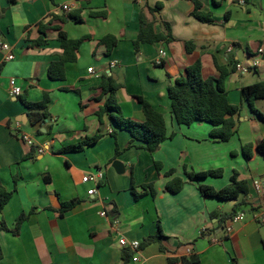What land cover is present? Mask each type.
I'll list each match as a JSON object with an SVG mask.
<instances>
[{"label":"crops","instance_id":"crops-1","mask_svg":"<svg viewBox=\"0 0 264 264\" xmlns=\"http://www.w3.org/2000/svg\"><path fill=\"white\" fill-rule=\"evenodd\" d=\"M200 1L213 13L212 24L193 18L187 0H0V43L11 45L15 56L7 61L0 51V185L14 191L0 211V225L7 228L0 233V264H124L125 257L126 264H170L194 255L200 264H264V190L256 189L264 180V156L256 151L264 140V120L243 91L264 83V55L258 67L245 73L236 68H249L264 47V0ZM158 5L162 9L153 14ZM142 13L155 17V33L164 39L137 52ZM40 24L60 28L72 40L87 37L77 61L67 64L65 80L48 76L63 55L59 31L42 37ZM107 36L118 39L111 54L102 43ZM41 39L45 44L33 46ZM190 43L194 48L188 51ZM161 51L167 55L160 64ZM197 62L204 79L220 78L219 68L228 71L225 90L239 113L227 143L211 138L210 124L183 126L172 115L168 88ZM104 76L120 85L116 96L125 118L146 121L135 97L164 115L169 138L156 153L129 148L131 134L108 116L100 123L96 113L107 101L100 91ZM12 79L23 89L18 98L10 94ZM44 94L49 117L34 123L28 106L42 102ZM254 108L264 115V99L255 100ZM24 134L33 146L22 140ZM98 134L100 139L83 150L64 151ZM247 144L254 146L250 159L242 152ZM116 162L122 174L114 169ZM215 170L222 175L198 181L187 175ZM97 171L103 173L97 185L83 183ZM235 173L248 183L247 196L226 201L201 194L200 185L222 190ZM175 178L184 187L171 194L166 187ZM74 200L75 207L60 216L62 205ZM233 212L245 213V220L228 232L221 220ZM159 226L165 238L148 242ZM122 238L139 241V253L121 247Z\"/></svg>","mask_w":264,"mask_h":264},{"label":"trees","instance_id":"trees-1","mask_svg":"<svg viewBox=\"0 0 264 264\" xmlns=\"http://www.w3.org/2000/svg\"><path fill=\"white\" fill-rule=\"evenodd\" d=\"M192 5L191 15L196 20L204 24H212L213 13L200 1V0H187ZM14 3L15 0H9ZM162 9V5H158L152 13H156ZM76 22H81L79 18H74ZM155 17L148 19L145 13L140 16V31L137 40L134 42L136 51L140 50L143 44H154L162 41L164 37L156 34L154 30ZM59 31V42L63 49V55L60 60L50 65L48 69V76L51 80H65L66 79V66L68 63H74L78 59L80 47L87 39L84 37L79 40H72L60 28L51 27L48 24H40V32L42 37L50 31ZM170 37V36H169ZM102 43L107 47L108 54H111L118 44V39L114 36H107L102 40ZM45 44V39H41L33 44V46L40 47ZM194 45L188 44V51L193 50ZM221 72L220 78L204 79L202 75V64L197 62L187 69L185 76L176 80L175 85L168 88V97L172 105V115L179 125L191 126L196 122L207 123L212 126L210 133L211 138L220 143L229 142L235 135L234 116L239 113V108L229 103L227 93L225 90V78L228 71L219 68ZM120 85L110 77L104 76L100 84L101 96H106V103L100 107L96 113L101 124H104V118L109 117L121 130L128 131L131 136V142L128 145L131 147H139L145 149L148 153H156L162 143L168 140L167 126L164 115L155 110L150 103L145 101L142 97H135V99L142 105L143 112L146 116L144 123H138L134 120L125 118L121 107L117 101V91ZM244 94L248 99L253 112L261 119L264 120V115L254 108V101L264 99V83H257L252 86L244 88ZM49 95L44 94L42 102L37 104H30L28 107L32 110L31 118L34 123L43 121L49 117L47 112V105L49 103ZM43 110L41 113L40 111ZM98 134L93 139L87 140L83 143L72 145L64 149L66 152L81 151L85 147L94 144L100 139ZM140 142L141 145L137 146L135 143ZM256 151L259 155L264 156V140L256 146ZM243 155L246 159L252 158L254 155V146L252 144L244 145L242 148ZM156 168L161 171V165L156 163ZM174 170L167 173V176H172ZM188 178L193 181H198L205 177H220L221 170L209 171L204 173H189ZM132 179V189H134V178ZM184 187V181L181 178H175L167 184L166 190L171 194H178ZM147 191V187H142ZM200 192L205 197H214L220 200L237 201L241 196L245 197L249 194V186L246 181L238 179L237 173L231 179L230 185L222 190H216L210 186L200 185ZM14 191H8L5 187L0 185V211L4 209L7 203L12 198ZM136 198H139L136 196ZM78 202L76 200L64 203L62 209L58 212L63 216L67 211L75 207ZM235 213L223 216L222 222H227ZM26 217L23 215L18 219L14 234H19L20 228L25 221ZM6 224L2 222L0 225L1 231L6 230ZM165 238L159 226L158 232L155 236L150 237L148 242L162 241ZM3 258V251L0 243V260ZM125 257L124 264L128 262ZM170 264H200L198 256L190 258L170 259Z\"/></svg>","mask_w":264,"mask_h":264},{"label":"built area","instance_id":"built-area-1","mask_svg":"<svg viewBox=\"0 0 264 264\" xmlns=\"http://www.w3.org/2000/svg\"><path fill=\"white\" fill-rule=\"evenodd\" d=\"M238 2L240 4H245V1L244 0H238ZM65 12H69L71 10V6L69 5H65L63 6L62 8ZM0 51L6 53V60L7 61H12L15 59V56H14V48L9 45V44H2L0 43ZM166 52L165 51H161L159 56V63L161 64V60L164 59L166 57ZM264 55V47L260 48L259 49V58L249 67V68H246L242 65H237V72L238 73H245L247 72L248 70H251L253 67H258L261 63H262V57ZM89 72L90 73H93V68H90L89 69ZM10 94L12 97L14 98H18L22 95V92H23V89L17 85V82L16 80L12 79L10 80ZM19 127V124L18 126ZM22 140L28 144L29 146H33L34 145V141L33 139L28 136V135H22ZM40 153H43L44 150L43 149H40L39 150ZM103 178V173L101 171H97L95 174H88L86 175L84 178H83V183H94V184H98V182L100 180H102ZM256 189L258 191H261V190H264V180L262 181H259L256 183ZM96 189H93L91 191L88 192V195L92 196L94 195ZM102 216H105V213L102 214ZM245 220V213L243 212H240L236 215H234L231 219H229L226 224H225V227L227 229L228 232H231L232 230V227L233 225L237 224V223H240V222H243ZM120 246L123 247V248H128L130 249L132 252L138 254L139 253V250H140V246H141V243L137 240H128L126 238H122L120 240ZM139 260V256H135L134 257V261H138Z\"/></svg>","mask_w":264,"mask_h":264},{"label":"water","instance_id":"water-1","mask_svg":"<svg viewBox=\"0 0 264 264\" xmlns=\"http://www.w3.org/2000/svg\"><path fill=\"white\" fill-rule=\"evenodd\" d=\"M113 167H114V169L116 170V172H117L118 174H122V173L124 172V171H121V172H120V169H119V168L122 169V165H121L120 162H116V163L113 165Z\"/></svg>","mask_w":264,"mask_h":264}]
</instances>
